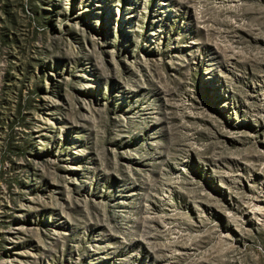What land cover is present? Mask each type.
Segmentation results:
<instances>
[{
    "label": "rangeland",
    "instance_id": "374dc122",
    "mask_svg": "<svg viewBox=\"0 0 264 264\" xmlns=\"http://www.w3.org/2000/svg\"><path fill=\"white\" fill-rule=\"evenodd\" d=\"M0 264H264V0H0Z\"/></svg>",
    "mask_w": 264,
    "mask_h": 264
}]
</instances>
